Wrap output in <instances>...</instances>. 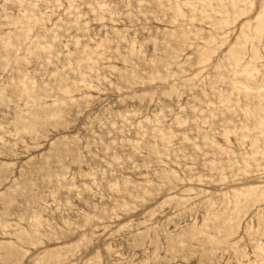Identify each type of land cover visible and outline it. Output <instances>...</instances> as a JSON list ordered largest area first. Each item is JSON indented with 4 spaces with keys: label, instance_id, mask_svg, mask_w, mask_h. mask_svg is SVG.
Instances as JSON below:
<instances>
[{
    "label": "rangeland",
    "instance_id": "374dc122",
    "mask_svg": "<svg viewBox=\"0 0 264 264\" xmlns=\"http://www.w3.org/2000/svg\"><path fill=\"white\" fill-rule=\"evenodd\" d=\"M0 264H264V0H0Z\"/></svg>",
    "mask_w": 264,
    "mask_h": 264
}]
</instances>
